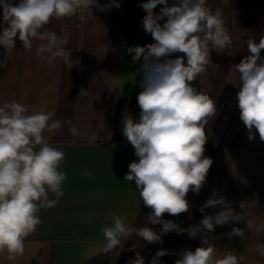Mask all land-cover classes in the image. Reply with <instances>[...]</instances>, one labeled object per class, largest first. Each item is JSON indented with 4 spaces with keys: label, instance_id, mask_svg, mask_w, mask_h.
<instances>
[{
    "label": "crops",
    "instance_id": "crops-1",
    "mask_svg": "<svg viewBox=\"0 0 264 264\" xmlns=\"http://www.w3.org/2000/svg\"><path fill=\"white\" fill-rule=\"evenodd\" d=\"M11 2L16 4L18 0ZM118 2L120 8L101 12L93 6L92 14L85 13L84 19L74 15L52 19L45 26L68 36L66 49L72 52L71 69L62 59L49 62L38 57L36 41L32 51L23 49L18 35L14 50L8 54L7 68H0V106L16 100L30 114L46 108L56 114V119H71L80 133L73 137L67 124L55 134L44 133L51 145L64 152V162L59 168L67 177L62 186L64 195L55 207L41 209L42 224L26 237L24 254L12 261L7 252H0V264H128L136 253L145 264H150L160 250L170 254L160 257L158 264H175L182 250L195 251L203 246L204 238L215 246L217 257L233 251L243 257L241 264H264V255L257 251V245L264 244V141L255 129V139L249 140L247 128L240 120L237 93L241 82L234 66L250 54L246 41L254 38L258 43L264 34V0H207L213 10L221 9L233 41L230 53L212 51L209 75L192 82L193 87L204 89L216 101V115L205 126L204 145V156L213 163L200 192L187 194L189 211L162 216L183 229L199 225L204 215L221 210L199 211L215 192L217 198L224 197L230 202L235 213L253 220L254 226L247 228L246 221H230L194 239L187 232L173 231L153 244L134 236L107 254L102 251L106 244L102 227L109 212L124 217L133 226H147L156 232L162 228L160 224H146L152 209L144 205L135 181L125 180L129 165L138 162V157L122 134L123 116L130 114L138 122L141 112L137 96L143 90V60L133 61L127 49L154 43L142 26L146 12L138 7L148 0ZM97 3L103 5L109 0ZM168 3L171 6L176 0ZM162 7L157 5L154 13H159ZM2 11L0 26L6 27ZM178 56L184 54L174 53L167 59ZM5 57L0 46V61ZM184 60L186 63V57ZM81 89L88 96L81 95ZM94 137L98 138L96 142ZM86 172L92 174L91 178ZM49 196L55 198L52 193ZM108 223L111 224V217ZM233 227L244 229L245 238L230 237Z\"/></svg>",
    "mask_w": 264,
    "mask_h": 264
},
{
    "label": "clouds",
    "instance_id": "clouds-1",
    "mask_svg": "<svg viewBox=\"0 0 264 264\" xmlns=\"http://www.w3.org/2000/svg\"><path fill=\"white\" fill-rule=\"evenodd\" d=\"M157 5L163 7L154 13ZM93 6L101 12L121 7L118 0H109L103 5L97 0H18L16 4L0 0L3 22L7 25L0 26V46L6 53L0 68H7L8 54L14 50L18 35L23 49L32 51L36 41L38 57L49 62L62 59L71 69L72 52L66 49L68 36L47 30L45 26L52 19L78 14L84 19L85 13L92 14ZM138 7L146 12L142 26L154 43L127 49L133 61L143 60V90L137 96L141 109L138 122L130 114L122 119V134L138 157V162L129 165L125 180L135 181L144 205L152 209L146 224H160L162 228L156 232L147 226H133L124 217L109 212L102 227L106 240L102 251L106 254L134 236L153 244L173 231L187 232L194 239L230 221H246L247 228L255 223L244 214L235 213L230 202L224 197L217 198L215 192L199 211L221 210L204 215L199 225L183 229L171 220L162 219L164 213L175 216L188 212L187 194L189 191L198 194L206 181L213 161L204 156L205 126L216 115V101L204 89L193 87L192 82L199 76L209 75L208 69L213 65L210 53L225 50L230 53L233 41L221 9L213 10L207 0H176L171 6L168 0H148ZM246 47L250 54L234 65L241 82L237 93L240 120L247 128L249 140L255 139V129L264 141V57H261L264 34L258 43L254 38L248 39ZM174 53L184 56L167 59ZM88 94L81 89V95ZM55 116L46 108L30 114L16 100L0 106V252H7L12 261L24 254L26 237L42 224L41 209L55 207L64 195L62 186L67 177L59 171L64 152L51 145L44 133L55 134L64 124L69 126L73 137L80 133L72 126L71 119L62 121ZM97 139L94 137L93 141ZM85 175L92 176L88 172ZM49 193L55 198H50ZM240 207L243 209L244 203ZM108 217H111L110 225ZM229 236L244 239L245 230L233 227ZM201 243L203 246L195 251L182 250L175 264H241L243 260L233 251L217 257L215 246L207 238ZM257 251L264 255V244L257 245ZM167 254L170 253L166 250L157 251L150 264H158L159 258ZM128 264H145V261L136 253Z\"/></svg>",
    "mask_w": 264,
    "mask_h": 264
},
{
    "label": "built area",
    "instance_id": "built-area-1",
    "mask_svg": "<svg viewBox=\"0 0 264 264\" xmlns=\"http://www.w3.org/2000/svg\"><path fill=\"white\" fill-rule=\"evenodd\" d=\"M85 15V14H84ZM77 17L80 19V16H79V14L77 15Z\"/></svg>",
    "mask_w": 264,
    "mask_h": 264
}]
</instances>
